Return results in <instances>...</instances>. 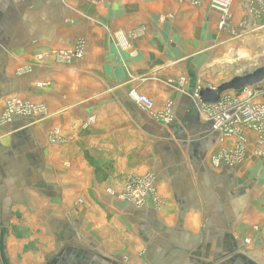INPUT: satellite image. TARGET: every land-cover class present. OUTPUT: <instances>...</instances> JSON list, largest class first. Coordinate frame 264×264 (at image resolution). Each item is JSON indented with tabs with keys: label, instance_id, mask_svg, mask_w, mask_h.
I'll use <instances>...</instances> for the list:
<instances>
[{
	"label": "crops",
	"instance_id": "0c3cea01",
	"mask_svg": "<svg viewBox=\"0 0 264 264\" xmlns=\"http://www.w3.org/2000/svg\"><path fill=\"white\" fill-rule=\"evenodd\" d=\"M257 6L233 0L222 29L206 1L0 0V115L14 97L47 105L42 117L0 124V264H264L256 135L244 129L243 158L214 166L237 140L218 139L194 96L262 47ZM136 30L122 48L115 35ZM77 38L81 58L36 60ZM130 89L153 113L172 103L173 120L138 108ZM145 174L154 200L119 198Z\"/></svg>",
	"mask_w": 264,
	"mask_h": 264
},
{
	"label": "built area",
	"instance_id": "2783aa9c",
	"mask_svg": "<svg viewBox=\"0 0 264 264\" xmlns=\"http://www.w3.org/2000/svg\"><path fill=\"white\" fill-rule=\"evenodd\" d=\"M194 6L201 5L206 1L210 8L219 13V28L226 29L231 23V5L233 0H189ZM258 6L256 13L264 11V0H255ZM139 34V31L129 33L119 32L115 35L122 48H129L132 39ZM85 49V40L77 38L71 48L68 49H49L36 56V60L44 61L53 58L58 63H69L73 59L81 58ZM23 72L31 71V66L22 69ZM39 85H42L39 83ZM199 91V90H198ZM198 91L194 96L198 98ZM128 97L140 109L151 112L152 115L166 123L173 120L171 111L172 103H168L164 112L153 113L154 101L137 89H130ZM201 112L210 124V129L220 141L235 137L237 140L234 153L219 151L211 156L214 166L222 163L233 164L240 161L246 150V138L243 134L244 129L251 130L256 135L253 153L260 157L264 164V81L251 86H245L241 90H229L224 92L219 100L212 104H201ZM47 110L44 102L34 103L17 97L7 101L4 112L0 115V124L11 122L19 118L42 117ZM95 121L94 117L89 118V123ZM58 130L50 133V139L56 141ZM122 200L137 207L145 205L148 198L155 199L156 191L154 187V177L152 174L130 177L123 190L118 195Z\"/></svg>",
	"mask_w": 264,
	"mask_h": 264
},
{
	"label": "water",
	"instance_id": "95a60500",
	"mask_svg": "<svg viewBox=\"0 0 264 264\" xmlns=\"http://www.w3.org/2000/svg\"><path fill=\"white\" fill-rule=\"evenodd\" d=\"M262 81H264V67H258L245 74L235 75L215 88H200L198 91V98L202 103L212 104L217 102L220 96L226 91H238L245 86H251Z\"/></svg>",
	"mask_w": 264,
	"mask_h": 264
},
{
	"label": "rangeland",
	"instance_id": "374dc122",
	"mask_svg": "<svg viewBox=\"0 0 264 264\" xmlns=\"http://www.w3.org/2000/svg\"><path fill=\"white\" fill-rule=\"evenodd\" d=\"M259 46L262 47L246 54L241 60L232 62V65L226 68L227 80L231 79L232 75H242L258 67H264V41Z\"/></svg>",
	"mask_w": 264,
	"mask_h": 264
}]
</instances>
